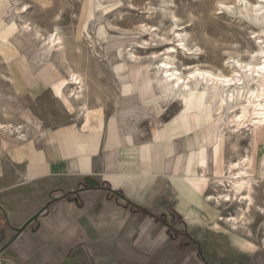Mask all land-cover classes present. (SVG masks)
<instances>
[{"label":"crops","instance_id":"0c3cea01","mask_svg":"<svg viewBox=\"0 0 264 264\" xmlns=\"http://www.w3.org/2000/svg\"><path fill=\"white\" fill-rule=\"evenodd\" d=\"M131 94L144 98L124 106L127 125L122 111L88 122L35 115L9 123L24 127L25 142L0 159V200L11 223L1 264H205L192 224L204 216L184 189L213 193L211 182L188 181L189 157L211 147L213 120L182 109L155 128L162 106L170 109L139 83L120 92ZM258 135L250 168L264 180V127L254 143Z\"/></svg>","mask_w":264,"mask_h":264},{"label":"rangeland","instance_id":"374dc122","mask_svg":"<svg viewBox=\"0 0 264 264\" xmlns=\"http://www.w3.org/2000/svg\"><path fill=\"white\" fill-rule=\"evenodd\" d=\"M44 1L19 0L20 7L28 6L20 18L13 0H0V10L4 11L0 17L2 123H17L20 118L26 116L35 119V115L57 117L65 122L78 120L77 118L81 117L77 109L80 105L66 98L67 89L63 94L59 90L72 69L81 71L88 85V104L91 109L89 117L111 119L122 111L127 125L128 115L124 106L132 100V96L121 97L120 92L127 88L133 92L135 85L142 79V70L146 69L150 55L165 53V45H169L170 40H179L174 35L177 29L181 31L188 45H198L202 48L203 54L199 64L202 68L216 69L223 65L229 55H235L232 51H243L249 45L250 49H254V45L249 43L252 33L249 27L244 22L233 20L229 15L221 14L218 10L219 2L234 4L236 0H54L53 5L44 4ZM233 11H238L235 4ZM25 21L45 36L57 28L64 44L63 51L68 56L67 62L66 59L59 58L58 54L55 55L53 63L50 62L44 46L40 44L41 40H37V37L32 35L34 33H24L19 27L21 22ZM175 23L179 24V27H176ZM145 26H148V29H144ZM150 27L153 28L148 33ZM94 46L96 50L93 49ZM98 52L101 53L100 58ZM182 55L178 58L180 64L191 62ZM27 81L34 86L33 92L28 90ZM141 98L136 100L140 101ZM190 100V110L185 112H197L201 117L212 119L210 107L201 106L198 95ZM117 105L123 106V109H118ZM169 107L166 110H170L165 113L162 106L161 111L164 112L158 115L156 124H153L155 128L163 126L162 119L165 115H175L183 109L180 104ZM144 108L156 110L152 104ZM35 121L28 122L40 128ZM0 139L3 142L2 146L0 144V159L3 151L20 146L18 140L5 134H0ZM258 139H262L260 135L256 137L255 143L249 134L226 136L218 150L221 171L228 161L247 153L250 156L252 149V153H255ZM251 140L254 146L251 145ZM250 159L253 167L251 156ZM252 169L250 168V172L254 178L263 182V179L255 177ZM204 188L207 186L204 185ZM213 188L212 184L211 189ZM208 191L211 190L208 188ZM261 194V189H257L256 197L259 201L262 200ZM224 214L221 210L220 219ZM260 220L256 215L251 227L254 233L258 232L256 228ZM202 221L192 224L202 233L200 240L204 248L205 264H264V247L255 254L244 251L247 258L243 260L246 262L242 258L223 256L221 253L227 249L218 239V232L223 231L222 228H213L205 217ZM257 243L260 246L259 242Z\"/></svg>","mask_w":264,"mask_h":264},{"label":"bare ground","instance_id":"6f19581e","mask_svg":"<svg viewBox=\"0 0 264 264\" xmlns=\"http://www.w3.org/2000/svg\"><path fill=\"white\" fill-rule=\"evenodd\" d=\"M13 1L18 16L21 18L28 6L20 7L19 0ZM44 4L53 5L54 0H45ZM218 4L221 14L229 15L233 20L244 22L249 27L252 31L249 43L254 45V49H250L249 45L245 49L242 48L243 51L236 53L232 51L231 53L235 55H229L225 61L223 60V65L215 67L216 69L202 68L199 65L203 54L202 48L198 45H188L181 31L177 29L174 35L179 40H170L169 45H165L167 47L165 53L150 55L146 69L142 70V79L139 84L150 89L154 95H158L161 106L180 104L184 111L190 110V99L198 95L200 105L210 107L213 120L208 129L211 147L205 152H198L189 157L188 174L190 175H188V181L194 182L192 178H196L195 182L208 181L213 184V190H215L213 193L207 194L205 198H202L190 184L184 191L195 205V209L203 214L206 220L213 225V228L214 226L217 227V230L222 228L223 231L218 232V239L227 250L221 254L226 258H242L243 260L247 258L244 251L255 254L264 247V181L258 182L250 172L249 153L228 161L221 171L218 150L226 136L249 134L254 141L255 133L264 127V73L257 74L259 67L264 65V0L255 2L236 0L234 4L237 5V12L233 11V3L219 2ZM174 18L176 19V16ZM174 25L179 27L177 23ZM19 27L24 33H34L32 35L37 37V40H41L40 44L44 46L50 62L55 60L57 54L59 58H64L67 62L68 56L63 51L64 44L57 28L45 36L39 29L34 30L27 21L21 22ZM145 28L148 29V26ZM152 28L150 27L148 33ZM181 45L183 48L180 47ZM95 48L94 46L93 49ZM97 54L100 58L101 53ZM182 54L191 62L180 64L178 58H181ZM249 67L252 69L251 73L247 71ZM197 71L211 75L189 79V74ZM169 72L176 78L173 79L166 74ZM177 72L179 73L178 77L176 76ZM225 77H230L234 81L239 79L242 83L221 84L220 78ZM180 80H183L184 83L177 86ZM65 89L68 90L66 98L81 106H79L80 109L77 108L79 116L81 114V119L88 122L91 111L87 95L89 89L83 73L71 69L66 77V82L61 84L59 90L63 94ZM131 96L132 100L128 101V105L134 103L138 98L133 94ZM195 107L197 108V105ZM23 128L21 126L13 127L0 121V134H5L24 143ZM2 143L0 139L1 146ZM251 145H253L252 140ZM210 159L211 171L209 170ZM198 168L202 169L200 175L197 173ZM259 188L262 193L261 201L256 197ZM221 210L225 213L222 219H220ZM256 215L261 220L257 224L258 232L254 233L251 227ZM196 222L198 224L203 221L198 217Z\"/></svg>","mask_w":264,"mask_h":264},{"label":"snow or ice","instance_id":"6c2138e0","mask_svg":"<svg viewBox=\"0 0 264 264\" xmlns=\"http://www.w3.org/2000/svg\"><path fill=\"white\" fill-rule=\"evenodd\" d=\"M221 7H223V5H221ZM181 48H183V45H181L180 46ZM247 71L249 72V73H251L252 72V69H251V67H249L248 69H247ZM259 73H264V65H261L260 67H259V69H258V73L257 74H259ZM167 75H169L171 78H173V79H175L176 77H173L172 76V74L169 72V73H166ZM211 74L210 73H201V72H199V71H197V72H194V73H190L189 74V79H191L192 77H200V78H204V77H208V76H210ZM176 76L178 77L179 76V73L177 72L176 73ZM182 83H184L183 82V80H180V81H178V84H177V86H179L180 84H182ZM220 83L221 84H224V85H232V84H238V83H242V81H240L239 79H237V80H232L230 77H225V78H220Z\"/></svg>","mask_w":264,"mask_h":264},{"label":"built area","instance_id":"2783aa9c","mask_svg":"<svg viewBox=\"0 0 264 264\" xmlns=\"http://www.w3.org/2000/svg\"><path fill=\"white\" fill-rule=\"evenodd\" d=\"M1 192V191H0ZM11 225L9 214L3 205V203L0 200V239L4 235V232L6 229ZM2 263V260H0V264Z\"/></svg>","mask_w":264,"mask_h":264}]
</instances>
